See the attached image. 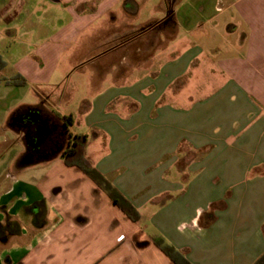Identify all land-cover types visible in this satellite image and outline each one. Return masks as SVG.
<instances>
[{"label": "crops", "instance_id": "0c3cea01", "mask_svg": "<svg viewBox=\"0 0 264 264\" xmlns=\"http://www.w3.org/2000/svg\"><path fill=\"white\" fill-rule=\"evenodd\" d=\"M142 1L0 0L3 84L40 87L37 104L0 111V264H171L166 247L190 264L264 256V0L173 9L167 45L147 59L137 49L128 69L120 36L162 19L128 24ZM71 51L91 70L90 96L66 128L93 136L85 157L131 202L135 223L61 155L25 157L22 117L40 99L64 123L47 88Z\"/></svg>", "mask_w": 264, "mask_h": 264}, {"label": "rangeland", "instance_id": "374dc122", "mask_svg": "<svg viewBox=\"0 0 264 264\" xmlns=\"http://www.w3.org/2000/svg\"><path fill=\"white\" fill-rule=\"evenodd\" d=\"M197 2V0H186L180 2L177 1V6L174 5L175 7L173 6L172 10L180 6V8H182L185 5L188 9H190V6H193V9H197V6H199V3ZM166 4V1L163 0L142 1L139 6L137 16L131 19L128 24L137 26L140 24H144L151 19H161L166 13ZM187 8L184 7L183 10ZM204 10L206 11V13L210 14L209 17H217V14L214 12V7L211 3H206L204 6ZM172 32L173 31H167L166 33H160L156 35V39L158 40L153 44H151V40L149 41V39L147 40L144 38L142 41L138 42V44L130 45L128 49L129 65L127 68L129 69L131 66H134L135 59L138 57H144L145 59L150 57L154 48L162 49L165 45H167L168 41L172 37ZM137 49L139 50L138 57L136 56ZM72 52L73 51L62 58L57 71L50 82V87L47 88L49 94L53 96L52 99H50L51 102L56 105V108H54L53 112L59 114L61 117H64L65 120H68L69 123L64 120L66 124L68 123L67 125L71 124L72 117L74 120H76L84 105V102L82 101L88 100L90 96V93L88 92L89 90L86 88V80L89 78L91 70L86 65V63H84V60L86 59H84V56L81 57V54H73L71 60L69 61L68 58L70 55H72ZM4 54H6L5 51H0V61L4 62L6 65L0 73V111L6 108L5 105H7V101L11 100H15L16 102L37 104L38 99L32 95V91L35 92L36 87H40L36 85H30L29 89H10L4 86L3 83H6V80L12 74L10 65H8L5 61L6 57ZM78 62L83 63L81 66L77 67ZM68 63H70V66L68 65ZM57 86L59 88H56ZM8 89H10L11 92L8 93ZM1 120L2 119L0 118V122ZM74 126L75 130H72ZM73 127L71 128V133H73L74 131L76 132V130L78 129L76 125H73ZM29 180L30 182H34L35 179L31 178Z\"/></svg>", "mask_w": 264, "mask_h": 264}, {"label": "flooded vegetation", "instance_id": "af4514ba", "mask_svg": "<svg viewBox=\"0 0 264 264\" xmlns=\"http://www.w3.org/2000/svg\"><path fill=\"white\" fill-rule=\"evenodd\" d=\"M166 13L162 17V21H153L141 28L128 30L126 34L120 36L121 44H138L144 38L151 40V44L157 42L156 35L172 31L173 17L171 5H175L178 0H165ZM117 37V40H119ZM146 40V41H147ZM113 41L112 44H115ZM142 58V57H141ZM42 99H45L43 97ZM40 99V108L37 111L28 112L22 119V125L25 128L28 136V142L31 144L25 148V157L32 163H42L43 161L51 160L56 155H63L71 146L73 138L68 133L66 123H61L45 111L44 103ZM37 115V116H36ZM37 120L36 124H31L33 120ZM66 121V120H65ZM1 237L8 235V230L3 229L0 232Z\"/></svg>", "mask_w": 264, "mask_h": 264}, {"label": "trees", "instance_id": "16d2710c", "mask_svg": "<svg viewBox=\"0 0 264 264\" xmlns=\"http://www.w3.org/2000/svg\"><path fill=\"white\" fill-rule=\"evenodd\" d=\"M5 63L0 61V73L5 68ZM65 120V118L63 119ZM93 136H77L73 138L68 151L63 153V164L81 171L89 178L111 202L132 222L139 220V214L127 200L85 157L88 141ZM164 254L169 258L171 264H190L181 254L170 247L162 248ZM255 264H264V256L260 257Z\"/></svg>", "mask_w": 264, "mask_h": 264}, {"label": "water", "instance_id": "95a60500", "mask_svg": "<svg viewBox=\"0 0 264 264\" xmlns=\"http://www.w3.org/2000/svg\"><path fill=\"white\" fill-rule=\"evenodd\" d=\"M172 7H173V5H171V10H172Z\"/></svg>", "mask_w": 264, "mask_h": 264}]
</instances>
